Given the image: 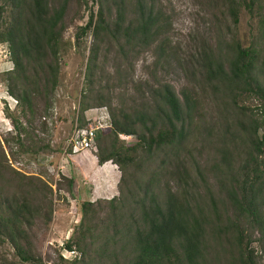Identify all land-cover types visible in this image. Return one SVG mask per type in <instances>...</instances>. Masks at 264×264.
Returning a JSON list of instances; mask_svg holds the SVG:
<instances>
[{
	"label": "trees",
	"instance_id": "16d2710c",
	"mask_svg": "<svg viewBox=\"0 0 264 264\" xmlns=\"http://www.w3.org/2000/svg\"><path fill=\"white\" fill-rule=\"evenodd\" d=\"M68 1L0 2V43L6 45L11 63L3 82L23 120L38 110V102L43 112L50 105ZM219 1L236 24L238 7L251 13L258 0ZM122 3L98 0L95 14H88L75 35L77 40L86 31L91 33L75 123L86 126L82 115L87 109L107 110V126L96 136L94 153L98 164H114L119 178L117 195L81 201L76 231L62 244L63 249L80 253L69 264H262L264 131L258 130L264 129V51L256 44L242 47L233 42L224 54L203 55V82L219 93L214 99L223 108H217L219 121L199 122L197 98L185 90L179 98L168 85L152 89L151 99L143 97L137 106H116L100 87L101 68L96 79L100 48L105 57L114 48L113 69L120 73L122 60L154 43L165 25L157 0H134L127 18ZM245 98L259 101L255 110L260 115L238 104ZM7 118L21 145L25 124L9 114ZM120 134L132 135L135 141L122 144ZM194 134L196 150L190 140ZM2 142L8 147V140ZM205 142L214 149L210 162L201 163ZM62 178L71 194L72 180ZM209 178L216 185L215 195ZM41 185L6 164L0 149V240L13 248L21 263L41 264L27 233L37 216L50 218L44 191L50 189Z\"/></svg>",
	"mask_w": 264,
	"mask_h": 264
},
{
	"label": "rangeland",
	"instance_id": "374dc122",
	"mask_svg": "<svg viewBox=\"0 0 264 264\" xmlns=\"http://www.w3.org/2000/svg\"><path fill=\"white\" fill-rule=\"evenodd\" d=\"M133 1L123 0L126 18L130 15L128 11L131 10ZM157 4L165 22L161 34L137 56H127L123 59L120 73L113 69L114 48L106 57L104 48H100L96 60V79L101 68L104 70L100 81L102 91L108 92L114 105L129 107L132 104L137 106L143 97L151 99L148 94L152 89L168 85L179 98L182 90L197 98L201 115L199 122L219 121L217 108L219 107L220 111L223 108L220 107L221 101L214 99L219 93H214L204 84L200 68L201 59L204 54L212 51L224 54L228 44L233 42L242 47L256 44L264 51V0L254 3L251 13L243 6L238 7L236 24L232 23L225 5L219 0H157ZM97 7L98 0H87L85 4L79 0L67 2L63 15L57 82L50 105L43 112L42 102H38V110L28 116L27 120L19 118L15 101L6 93L3 76L4 72L11 68V63L6 45L0 43V149L6 158V164L12 169L32 176L36 185L43 187L41 184H44V188L50 189V193L44 189L51 206L49 220L37 216L27 228L33 252L39 257L41 264H69L70 260L78 258L80 254L73 247L74 255L66 253L62 244L74 235L80 217L79 206L85 199L75 194L78 190L68 194L62 177L68 174L72 167L67 163V158L73 153L66 144L78 118L79 94L91 43L90 30L77 40L75 35L87 21L88 14H95ZM125 65L128 69H124ZM238 104L247 106L260 115L259 111L255 110V106L259 104L256 98H245L242 102L238 101ZM95 108L99 107L83 112L85 120L98 115L94 111ZM105 111L107 112L106 109ZM7 114L25 124V132L20 134L22 139L19 138L21 145L15 142L16 133ZM88 121H85V125L92 124L91 119ZM262 131L263 128L259 129L258 133ZM2 138L8 140V147L2 142ZM117 138L122 144H132L135 141L132 135L120 134ZM197 138L194 134L190 139L194 150L199 148ZM213 149L212 144L205 142L200 153L201 163L210 162L208 160L212 157ZM239 149L240 147H236L238 152ZM192 152L195 153L191 149ZM192 156L196 158L195 155ZM261 156H264V147ZM187 161L186 165H190L189 159ZM112 168L115 178L110 180V187L114 191L113 186L117 183L119 171L115 165ZM208 181L211 184V192L215 195L216 185L212 178ZM115 192L117 195L116 188ZM102 205L106 209L105 203ZM251 246L256 248V243L252 242ZM261 263L264 264V256ZM0 264L26 263L17 260L13 248L0 240Z\"/></svg>",
	"mask_w": 264,
	"mask_h": 264
},
{
	"label": "crops",
	"instance_id": "0c3cea01",
	"mask_svg": "<svg viewBox=\"0 0 264 264\" xmlns=\"http://www.w3.org/2000/svg\"><path fill=\"white\" fill-rule=\"evenodd\" d=\"M67 163L72 167L63 177L72 180L71 193L78 190L75 194L81 195L85 201L108 199L116 193V185L114 191L110 187V180L115 178L114 164L110 161L98 164L94 151L86 149L73 153L68 156Z\"/></svg>",
	"mask_w": 264,
	"mask_h": 264
},
{
	"label": "built area",
	"instance_id": "2783aa9c",
	"mask_svg": "<svg viewBox=\"0 0 264 264\" xmlns=\"http://www.w3.org/2000/svg\"><path fill=\"white\" fill-rule=\"evenodd\" d=\"M94 111H98L99 114L91 118H86L87 121L91 119L92 124H87L83 127L77 126L76 123L74 124L66 144L71 149V153L85 149L95 151L96 136L102 128L107 126L106 120L108 117L103 108H95ZM66 253L74 255V250H66Z\"/></svg>",
	"mask_w": 264,
	"mask_h": 264
}]
</instances>
